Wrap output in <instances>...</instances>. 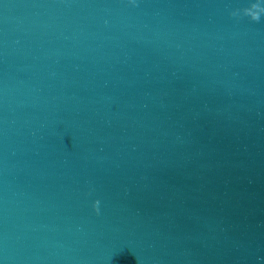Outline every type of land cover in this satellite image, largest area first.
Masks as SVG:
<instances>
[{
    "label": "water",
    "instance_id": "95a60500",
    "mask_svg": "<svg viewBox=\"0 0 264 264\" xmlns=\"http://www.w3.org/2000/svg\"><path fill=\"white\" fill-rule=\"evenodd\" d=\"M0 264H264V0H0Z\"/></svg>",
    "mask_w": 264,
    "mask_h": 264
}]
</instances>
